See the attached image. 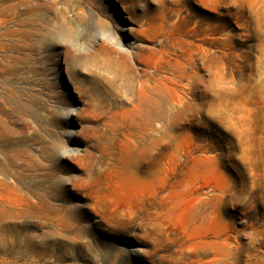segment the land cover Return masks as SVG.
<instances>
[{
	"label": "rangeland",
	"instance_id": "rangeland-1",
	"mask_svg": "<svg viewBox=\"0 0 264 264\" xmlns=\"http://www.w3.org/2000/svg\"><path fill=\"white\" fill-rule=\"evenodd\" d=\"M212 236L264 264V0H0V264H186Z\"/></svg>",
	"mask_w": 264,
	"mask_h": 264
},
{
	"label": "bare ground",
	"instance_id": "bare-ground-1",
	"mask_svg": "<svg viewBox=\"0 0 264 264\" xmlns=\"http://www.w3.org/2000/svg\"><path fill=\"white\" fill-rule=\"evenodd\" d=\"M12 165V164H11ZM138 181V176H134L133 174H129L127 176H124V174L122 175V184L126 183L125 185H131L134 182ZM48 198V197H47ZM85 198V197H84ZM25 199V198H24ZM30 199V198H29ZM22 201V199L20 200ZM34 202V201H33ZM44 205L49 206L46 202H43ZM4 204V203H3ZM20 205V204H19ZM9 206V205H8ZM11 206V205H10ZM15 206V205H14ZM16 207V206H15ZM51 210L55 213L56 211L53 210V208H51ZM47 214V213H45ZM210 222L213 224V222H217L220 218V215L218 213V211L213 208L210 212ZM14 215V214H12ZM43 215V214H42ZM193 215L197 216L198 213H196L195 210H193ZM48 216V215H47ZM10 220V219H9ZM12 221V220H10ZM13 224V223H12ZM26 224V223H25ZM49 224V223H48ZM226 239V238H225ZM4 245L6 246L7 241L6 239L2 240ZM2 241H0V246L3 247V243ZM207 244L210 246V251H204V252H200V253H196L194 255H192L190 258V260L186 263V264H215L218 263V256H219V252H221V242L219 241L218 236H212L210 237V239H208ZM34 251V249H33ZM32 254V253H31ZM34 254V253H33ZM34 257V256H33ZM86 264H96L95 260H93L92 258L89 260H86Z\"/></svg>",
	"mask_w": 264,
	"mask_h": 264
}]
</instances>
